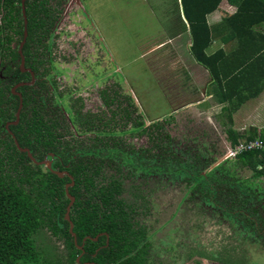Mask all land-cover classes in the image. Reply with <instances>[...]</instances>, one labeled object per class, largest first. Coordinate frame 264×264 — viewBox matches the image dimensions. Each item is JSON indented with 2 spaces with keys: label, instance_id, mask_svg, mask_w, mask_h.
Listing matches in <instances>:
<instances>
[{
  "label": "trees",
  "instance_id": "1",
  "mask_svg": "<svg viewBox=\"0 0 264 264\" xmlns=\"http://www.w3.org/2000/svg\"><path fill=\"white\" fill-rule=\"evenodd\" d=\"M175 1L178 7H183L187 20L181 23L182 29L190 32V52L209 70L212 83L217 86L215 92L219 91L227 100L235 93L240 94L243 87L252 90L264 67V32L259 29L264 24V0H228L237 10L223 17L220 32L223 37L228 34L239 38L240 43L231 53L220 49L211 54L207 49L215 40V28L219 30V27L214 28L208 22V15L219 8L223 0ZM13 3V0H0V15L5 21L12 11L16 13V19L21 17L18 28L22 30L21 7L17 6L20 8L16 11ZM17 3L22 2L17 0ZM32 4L37 6L38 0L27 3L35 13L36 7ZM33 35L32 29L29 30V37ZM256 67H260V71ZM245 76L254 80L247 82ZM262 82L264 84V77ZM114 94L123 99L119 92ZM4 95L0 92V264H167L168 259L182 264L185 260L198 263L199 254L204 253L203 257L218 264H246L243 257L249 258L254 251L264 253L263 152L244 150L231 159H219L218 141L206 142L201 140L205 137L195 136L189 144L186 137H174L165 129L169 119L154 123L158 134H149L148 148L137 149L133 142L104 136L95 137L96 142L92 144L81 140L82 144L75 150V144L69 140L63 145L43 109L45 106L28 95L30 100H25L20 122L10 129L20 145L30 148L38 161L52 160L53 169L67 170L74 177L75 184L69 191L76 200L70 216L78 244L83 245L80 248L65 217L70 203L66 184L71 178L60 177L17 147L5 126L16 119L17 106L10 105ZM122 103L123 100L114 105L115 113L112 112L111 118L99 119L97 129L106 126L111 130L105 128L102 132L115 133L117 126L125 132L144 133L143 121L133 116L136 108L132 97L127 95L128 106L124 110ZM81 117L85 130L95 127L90 115ZM242 136L239 131L229 130L231 147L249 139L264 141L263 134L258 136L253 131L246 138ZM155 175L160 177L155 179L157 187L153 189L147 180ZM171 182L178 183L188 194L187 200L182 201L187 205L182 208L186 212H190L188 207L195 212L194 197L200 198L197 203L200 209L196 212L201 216L198 222L207 225L213 235L219 229L225 230L220 240L213 243L210 236L204 239L198 232H178L179 226L176 227L178 224L174 221L177 213L160 227L153 225L152 218L166 211L167 202L160 196ZM168 224L167 230L177 232L174 239L184 246L185 252L169 256L167 246L175 244L169 232L163 238L156 237ZM49 231L62 246H55L49 240L48 250L38 244L39 235ZM100 233L105 234L94 240ZM88 236L91 238L84 240ZM194 238V243L190 244ZM241 244H248V248L244 249ZM226 246L241 251L238 260L223 258ZM200 247L205 248L204 251ZM220 248L224 251H219ZM177 254L181 256L176 260Z\"/></svg>",
  "mask_w": 264,
  "mask_h": 264
},
{
  "label": "flooded vegetation",
  "instance_id": "2",
  "mask_svg": "<svg viewBox=\"0 0 264 264\" xmlns=\"http://www.w3.org/2000/svg\"><path fill=\"white\" fill-rule=\"evenodd\" d=\"M30 1L21 0L22 3L18 4L17 0H13V6H15L13 8L16 11L21 7V16L24 19L22 30L21 27L18 28L21 17L19 16L16 19V13L12 11L5 18V21H2L3 16L0 15V92L5 94L4 97L10 105L17 106L16 119L8 121L5 125L8 132L12 134L13 131L10 126L20 122L19 119L17 123H13L17 121L18 112L21 116L22 110L25 108V100L29 101L30 97L28 95H31L41 105L45 106L43 109L50 116L51 124L58 131L59 139L63 145H66V140H69L72 144H75L76 150L82 144L81 140H84L85 144H92L96 142L95 137L105 136L107 139L114 137L125 139L127 143L133 142L137 145V149L141 146L148 148L149 134H158L154 123L160 118L150 119L146 117L140 108H136L133 99L136 110L132 114L136 119L139 117L143 121L142 129L146 128L144 133L125 132L117 126L114 127L115 133L102 132L105 131L103 130L105 128L108 131L111 130L106 126H100L103 129H97L99 119L103 117L104 120L107 117L111 118L114 105H118L123 99H126L127 102L129 92L125 86L123 87L121 83L111 78L104 79L103 82L100 78L97 82L89 85L80 80L81 75H86L88 71L92 70V62L99 64V59H101L102 64H104L108 59V53L102 52L104 43L94 41L90 28H85L82 24L83 16L80 10L83 5L81 0H38L37 6L32 4V7H36L35 13L27 7V3ZM31 29L34 35L29 37V30ZM95 52H97L96 56L93 55ZM98 73H102L101 68ZM115 91L119 92L123 99L116 97ZM186 112L189 117L193 116L191 119L192 130H185L187 126L185 117L184 121H177L180 120L177 117L179 114L176 116L177 119L166 122L165 129L174 137L177 136L180 139L186 137L189 139L187 141L189 144L192 143L190 141L195 136L205 137L201 140L206 142L216 140L218 141V145H216L218 150L220 144H224V142L217 135L220 129L213 122L214 120L211 122L198 109L187 108ZM82 114L90 115L94 119L96 125L92 130H85L82 126ZM176 123L177 126L174 125ZM173 128L178 129L176 133L172 130ZM204 141H201V143H204ZM229 150L230 146L228 145L226 147L228 152L226 156L228 157L224 158V154H219V159H231ZM50 154L53 155V152H50ZM159 177L155 175V177L153 176L147 180L153 189L157 187L155 179ZM170 184L165 188V194L168 195V198L162 199L170 204L173 200H169V198L178 196L179 203L176 210L186 208L187 205L182 204V201L187 200L188 194H185V189L179 187L178 183L171 182ZM199 200V197H194L192 206L195 212L200 209L197 207ZM187 209L190 212L193 211L190 207ZM103 234L105 233L99 235ZM169 234L174 240L177 232L173 230ZM78 245L83 247V245ZM173 245L175 246L173 252L177 248L181 250L176 253L185 252L186 250L183 248L184 246L179 244L175 243L171 246ZM200 249L204 251L203 247H200ZM203 255L205 253L201 256L199 254V264H207L206 256L203 257ZM174 263L172 261V264ZM182 264H190V262L185 260Z\"/></svg>",
  "mask_w": 264,
  "mask_h": 264
},
{
  "label": "rangeland",
  "instance_id": "3",
  "mask_svg": "<svg viewBox=\"0 0 264 264\" xmlns=\"http://www.w3.org/2000/svg\"><path fill=\"white\" fill-rule=\"evenodd\" d=\"M81 2L83 5L80 10L83 16L82 24L85 28H90L94 41L104 43L102 52L108 53V59L104 64H102L101 59H99V64L92 62V70L85 72L86 75H81L80 80L89 85L97 82L100 78L102 82L104 79L111 78L126 87L128 94L131 95L136 104V108H140L146 117L155 119L161 116L160 119L175 120L179 114L177 117L180 120L177 121L182 122L186 119L187 126L185 130H192L191 119L193 116L189 117L187 115V108L179 107L173 110L174 105H184L186 101L198 96L197 94L195 97L190 96L191 86H195V82L181 73L183 70L187 72L186 66L188 64H184L183 61L191 59L188 50L189 34H182L179 37V40L181 39L178 40L179 42L167 41L168 36L174 30L171 24L175 22V29L181 28L180 21L185 19L184 12L179 10L178 3L176 4L175 0H81ZM216 15V12L208 15V19L212 21ZM163 41L166 42L161 43ZM93 55L96 56L97 52ZM100 68L102 73H98ZM195 72L202 81L204 76L199 73L198 69ZM183 81L186 82L183 83ZM170 95L173 101L170 100ZM186 98L187 100H185ZM123 100L124 110V107H127L128 104L126 99ZM190 108L200 110L199 105ZM242 111H244L243 118L251 117L256 113L253 107L239 109L237 112L239 117ZM235 124L239 125V123ZM174 125L177 126L178 124ZM172 130L176 133L178 129L173 128ZM160 197L166 199L165 197L168 198V195L165 194V196ZM169 200L173 201L170 204L167 202L164 206L166 211L152 218L153 225L156 228L160 227L167 218L177 213L178 215L174 221L178 224L176 227L179 226L178 232L186 234L192 231L194 233L198 232L204 239L210 236L214 240L213 243L223 236L225 230L219 229L213 235L212 232L208 231L207 225L199 224L198 219L201 216L196 212H186L185 209L176 210L179 203L178 196L169 198ZM169 226L170 224L162 227L156 237L163 238L167 236ZM38 240V244L48 250L50 241L55 246H62V244L55 241L50 231L47 234L39 235ZM194 240L195 238L190 240V244H193ZM174 241L177 244V240L174 239ZM241 245L244 249L248 248V244ZM167 248L171 256L181 250L177 248L173 252L175 247L171 245H168ZM225 249L227 252L223 258L232 261L239 259L238 254L241 251H236L231 247L228 248V246ZM219 251H224V249L220 248ZM180 256V254H177L175 259L177 260V257ZM243 260L246 261V264H264V253L260 254L254 251L249 258L243 257ZM189 262L190 264H199ZM206 263L218 264L209 259H206ZM167 264H172V261L168 259Z\"/></svg>",
  "mask_w": 264,
  "mask_h": 264
},
{
  "label": "crops",
  "instance_id": "4",
  "mask_svg": "<svg viewBox=\"0 0 264 264\" xmlns=\"http://www.w3.org/2000/svg\"><path fill=\"white\" fill-rule=\"evenodd\" d=\"M183 8L180 7V11L182 12ZM237 10V6L232 4L228 0H223L220 4V7L217 8L215 11L210 13L209 15L216 12V17L214 20L210 21L208 19V22L214 26L219 27V30L215 27V40L212 42V46L210 45L207 49V52L209 54L219 51L220 49H223L226 53H231L234 50H236L239 46L240 40L237 37H229L227 34V37H223V35L220 32V25L222 22L223 17L232 15ZM185 18V16H184ZM186 21V18L184 19ZM182 22V21H180ZM175 22L171 24V27H173V32L170 33L168 36L167 41H171L172 43L177 42L179 40V37L182 34H189V45L188 50L190 52V45H191V36L189 30L182 29L183 25L181 23V28H176ZM259 29L264 32V24L259 26ZM181 40V39H180ZM179 40V41H180ZM178 41V42H179ZM166 41H163L161 43H164ZM160 44V43H159ZM212 47V48H210ZM191 55V59L189 61H183L184 64H188L186 66L187 72L182 71L181 73L191 79V81L195 82V86H191L190 96H194L197 94V98L190 99L189 101H186V104L181 106H173V110L182 107V108H190L192 106L199 105L200 112L205 117H208L209 120L217 124L220 131L219 134H217L220 138L223 139L224 144H220L218 153L220 155L224 154V158H226L227 151L226 147L229 145L230 148H232L230 145V140L228 138L229 130L234 129L235 131H239L243 134V138H246L250 133L255 132L258 136L260 134L264 135V84H262V80L264 77V67L261 69L262 75L257 80V85L252 90H246L242 89V92L240 94L235 93L230 99L224 100L221 96L219 91L215 92V87L217 86L213 85V78L211 77V74L207 68L199 64L191 52L189 53ZM260 71V67H256ZM199 71L201 75L204 76V78L201 81V78H198V75L195 71ZM251 75V73H250ZM254 77L245 76V81H253ZM256 81V80H255ZM186 81H183L185 83ZM263 85V86H262ZM259 91V87H261ZM238 90V88H236ZM235 90V92H236ZM258 93L257 95L253 93ZM178 94V93H177ZM179 95V94H178ZM241 95V97L239 96ZM177 96V95H176ZM180 96V95H179ZM186 96V95H185ZM169 97V96H168ZM170 100H172V96L170 95ZM175 100V99H174ZM187 100V98L185 99ZM241 100V102H240ZM173 101V100H172ZM176 103V101H175ZM250 107L254 108V111H256L255 114H253L251 117L243 118L242 111L240 113V117L237 114L239 109H250ZM172 110V111H173ZM214 116V118H213ZM159 116L158 118H160ZM216 121V122H215ZM235 123H239L237 126ZM200 133V132H199ZM201 134V133H200ZM199 134V135H200ZM220 140V139H219Z\"/></svg>",
  "mask_w": 264,
  "mask_h": 264
},
{
  "label": "water",
  "instance_id": "5",
  "mask_svg": "<svg viewBox=\"0 0 264 264\" xmlns=\"http://www.w3.org/2000/svg\"><path fill=\"white\" fill-rule=\"evenodd\" d=\"M19 119H20V112L17 113V121H15V122H13V123H17V122L19 121ZM12 135H13V139H14L15 144L17 145V147H18L21 151H23V152H27L28 155H29V157H30L34 162H36V163H38V164L46 165L49 169H52L53 172L56 173V174H58L60 177H64L65 175H69V177L71 178V183H67V184H66V192H67L68 197L70 198V203H69V205L67 206V211H66V215H65V217H66V219L70 222V231H71V233H72L73 236H74L75 243L78 244L77 234H76V232L74 231V223H73V221H72V219H71V216H70L71 208H72V206L74 205L75 200H76L75 196L72 195V194L70 193V191H69V188L75 184V179H74V177H73L68 171H59V170H55V169H53V168H52V160H49V159L46 158V159L43 160V161H38V160L34 157L33 153L30 151L29 148H27V147H22V146L20 145V143H19V141H18L16 135H15L13 132H12ZM227 157H228V156H226V158H227ZM99 236H100V235H98L97 237H95L94 240H97ZM87 238H91V237L88 236V237H86L84 240H86ZM79 247L82 248V246H79ZM79 260H80V257L77 258V261H78V262H79ZM83 264H90V263L86 262V263H83ZM93 264H98V263L93 262Z\"/></svg>",
  "mask_w": 264,
  "mask_h": 264
},
{
  "label": "built area",
  "instance_id": "6",
  "mask_svg": "<svg viewBox=\"0 0 264 264\" xmlns=\"http://www.w3.org/2000/svg\"><path fill=\"white\" fill-rule=\"evenodd\" d=\"M254 151L259 150L264 153V141L260 138L249 139L246 143H240L230 148V156L235 157L242 151Z\"/></svg>",
  "mask_w": 264,
  "mask_h": 264
}]
</instances>
